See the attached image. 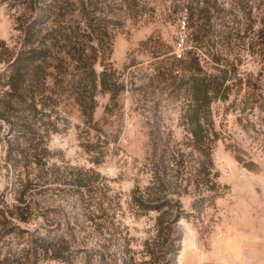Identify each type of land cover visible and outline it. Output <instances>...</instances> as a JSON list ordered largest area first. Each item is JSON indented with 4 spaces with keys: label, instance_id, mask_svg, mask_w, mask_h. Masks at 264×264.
<instances>
[{
    "label": "rangeland",
    "instance_id": "374dc122",
    "mask_svg": "<svg viewBox=\"0 0 264 264\" xmlns=\"http://www.w3.org/2000/svg\"><path fill=\"white\" fill-rule=\"evenodd\" d=\"M31 47L85 50L97 87L90 117L73 97L0 104V264H264V0H0V99ZM219 68L198 140L188 80ZM32 233L66 238L72 263Z\"/></svg>",
    "mask_w": 264,
    "mask_h": 264
},
{
    "label": "trees",
    "instance_id": "16d2710c",
    "mask_svg": "<svg viewBox=\"0 0 264 264\" xmlns=\"http://www.w3.org/2000/svg\"><path fill=\"white\" fill-rule=\"evenodd\" d=\"M207 1H202V4L198 6V16L197 20H203L204 22L210 21V4ZM71 4H73L71 2ZM190 25V24H189ZM184 26H187L186 20H184ZM192 43L195 45H189L186 41V49L190 53L196 49V45L205 47L204 37L201 38H191ZM204 45H203V44ZM169 52V50H166ZM52 53L43 47H31L28 51H22L15 61L12 63V72L10 73L7 85L9 86L6 94L2 99H0L1 105H6V107L11 108V105L15 102L21 103L29 98L31 94V103L36 98L40 97L44 102L47 100H53L54 104L60 102V100L66 98H74L75 102L80 106L82 111L88 116H91V112L88 113L90 109L93 110L94 105H90L87 102L86 92L93 91L97 87V77L98 73L95 71L94 62L87 63V60L93 56L86 53L85 50L81 51L78 56H75L71 62L66 65L57 63L52 64L50 59L52 58ZM51 57V58H50ZM184 56L181 54L176 60L179 62L185 61ZM94 59L96 57L94 56ZM76 64H73V62ZM89 62V61H88ZM72 65V70L70 66ZM165 66L160 64L158 66V71L164 70ZM87 70L91 77V87L88 89L86 85L83 84V89H81V82L78 84L76 80L70 78L67 79L68 74L79 75L81 71ZM222 70V72H201L197 71L190 76L189 88L191 94L190 106L187 109V115L189 117V123L191 127L189 128L193 137L198 140H202L205 133L204 128V117L206 113H210L211 104L217 96H223V90L226 87V72L227 70ZM224 72V74H223ZM75 73V74H74ZM107 75V70L104 68L100 72V77H102L101 85L103 89H109L111 83L106 84L104 77ZM67 79V80H66ZM67 85L64 87L63 85ZM94 89H91V88ZM225 94L224 96H226ZM6 96V97H5ZM36 109L35 104H31V110ZM46 151L47 149L44 148ZM44 149L37 153V157L45 156ZM211 159V153L208 154ZM31 245L34 249L39 248L45 253H51L52 257L57 259H62L63 261L72 263L75 249L71 247L66 238L61 236H55L50 233H32L31 235Z\"/></svg>",
    "mask_w": 264,
    "mask_h": 264
},
{
    "label": "built area",
    "instance_id": "2783aa9c",
    "mask_svg": "<svg viewBox=\"0 0 264 264\" xmlns=\"http://www.w3.org/2000/svg\"><path fill=\"white\" fill-rule=\"evenodd\" d=\"M180 55H181V54H180ZM180 55H179V56H180Z\"/></svg>",
    "mask_w": 264,
    "mask_h": 264
}]
</instances>
